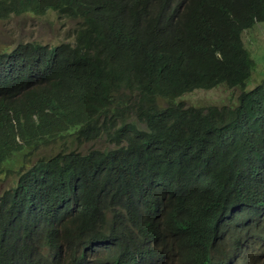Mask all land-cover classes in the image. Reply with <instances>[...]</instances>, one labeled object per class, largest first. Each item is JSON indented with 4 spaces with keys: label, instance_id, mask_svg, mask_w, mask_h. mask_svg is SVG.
Here are the masks:
<instances>
[{
    "label": "trees",
    "instance_id": "trees-1",
    "mask_svg": "<svg viewBox=\"0 0 264 264\" xmlns=\"http://www.w3.org/2000/svg\"><path fill=\"white\" fill-rule=\"evenodd\" d=\"M50 10L80 21L74 42L0 49V174L42 146L112 145L62 149L24 174L32 187L0 196V264L12 263L35 194L46 215L81 222L86 201L97 210L108 198L142 237L160 233V214L173 220L171 202L189 247L218 208L243 209L237 181L264 171V79L248 89L256 61L242 34L264 23V0H0V20ZM221 85L240 93L222 105L180 99Z\"/></svg>",
    "mask_w": 264,
    "mask_h": 264
},
{
    "label": "clouds",
    "instance_id": "clouds-1",
    "mask_svg": "<svg viewBox=\"0 0 264 264\" xmlns=\"http://www.w3.org/2000/svg\"><path fill=\"white\" fill-rule=\"evenodd\" d=\"M29 158L18 165L9 164L0 174L12 176L13 183L0 196L19 186L32 187L24 174L39 160L22 170ZM261 168L264 169V158ZM237 184L246 192L245 207L218 208L214 217L203 224L190 247L181 210L171 202L164 206L168 213H174L173 220H167L166 212L160 214L154 220L160 226V233L142 237L129 220L130 215L117 213V205L108 198L97 210L86 201L81 209V228L82 222L77 218L43 213L35 194L30 201L32 217L16 230L10 244H15L11 264H264V198L254 200L264 197V171L252 182L237 181ZM250 206L256 223L241 224L240 220L250 217ZM120 254L122 260L115 258Z\"/></svg>",
    "mask_w": 264,
    "mask_h": 264
},
{
    "label": "rangeland",
    "instance_id": "rangeland-1",
    "mask_svg": "<svg viewBox=\"0 0 264 264\" xmlns=\"http://www.w3.org/2000/svg\"><path fill=\"white\" fill-rule=\"evenodd\" d=\"M79 24V20L61 16L54 10H50L44 15L27 13L0 20V49L13 48L18 43L26 41H39L51 46L62 42H74L75 32ZM242 36L245 46L256 61L252 78L248 84V89H250L264 79V23L257 24L253 28L244 31ZM239 93L240 89H229L221 85L210 90H194L186 93L180 99L189 105H222L231 103V100L235 99ZM158 103L161 106L168 104L165 98H159ZM111 145V141L104 137L81 143L70 142L67 146L60 142L43 146L36 149L35 154L26 161L21 169L24 170L41 158L51 157L62 149L67 148V150L87 153L95 149L109 148ZM17 179L18 175H16L15 181ZM12 186V176H8V174L0 176V195Z\"/></svg>",
    "mask_w": 264,
    "mask_h": 264
}]
</instances>
